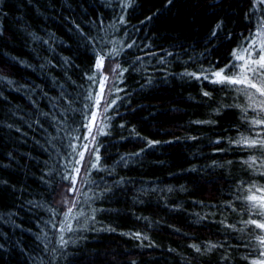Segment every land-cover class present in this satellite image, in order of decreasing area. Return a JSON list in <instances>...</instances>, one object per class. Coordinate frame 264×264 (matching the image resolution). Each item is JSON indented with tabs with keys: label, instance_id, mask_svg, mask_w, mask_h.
I'll use <instances>...</instances> for the list:
<instances>
[{
	"label": "trees",
	"instance_id": "obj_1",
	"mask_svg": "<svg viewBox=\"0 0 264 264\" xmlns=\"http://www.w3.org/2000/svg\"><path fill=\"white\" fill-rule=\"evenodd\" d=\"M257 2L0 0V264H264Z\"/></svg>",
	"mask_w": 264,
	"mask_h": 264
},
{
	"label": "rangeland",
	"instance_id": "obj_2",
	"mask_svg": "<svg viewBox=\"0 0 264 264\" xmlns=\"http://www.w3.org/2000/svg\"><path fill=\"white\" fill-rule=\"evenodd\" d=\"M259 1L257 2V6L260 5L264 9V2L262 0H256ZM264 47V26L261 25L255 33L248 38L246 41V44L240 52L235 56L234 62L236 63L237 67V72L236 76L234 77L235 79H241L242 74H245V69L242 68V65H245L246 63H249L250 61H254L259 59L260 55H264V51H261V48ZM244 56V60L237 59V56ZM251 67H255L259 70L258 65H250ZM251 71H247L246 75L249 74ZM253 73V72H251ZM239 76V77H238ZM238 77V78H237Z\"/></svg>",
	"mask_w": 264,
	"mask_h": 264
},
{
	"label": "snow or ice",
	"instance_id": "obj_3",
	"mask_svg": "<svg viewBox=\"0 0 264 264\" xmlns=\"http://www.w3.org/2000/svg\"><path fill=\"white\" fill-rule=\"evenodd\" d=\"M264 2V0H262ZM261 51H264V47L261 48ZM237 59L244 60V56L240 55L237 56ZM103 63V58L98 62L97 67H100ZM250 65H258L259 70H264V55H260L259 59L250 61L249 63H246L245 65H242V68L245 69V74H242L241 79H229L227 77L222 76L220 72L216 73V76L220 78L221 81L227 80L228 83L232 84H246L248 87L255 88L257 92L260 93L261 96H264V87H258L256 83H253L249 77L246 75L247 71H251L253 73L257 72L258 69L255 67H251ZM250 200L256 201L257 197L252 196L249 197ZM253 206H256L255 204ZM259 207L264 208V200H261ZM255 223V221H253ZM257 227L264 229V224H257Z\"/></svg>",
	"mask_w": 264,
	"mask_h": 264
}]
</instances>
